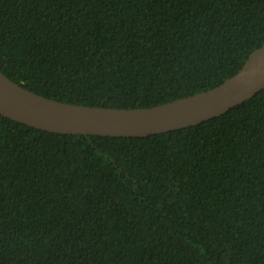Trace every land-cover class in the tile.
<instances>
[{"label":"trees","instance_id":"obj_1","mask_svg":"<svg viewBox=\"0 0 264 264\" xmlns=\"http://www.w3.org/2000/svg\"><path fill=\"white\" fill-rule=\"evenodd\" d=\"M264 44V0H0V68L67 102L149 107ZM0 264H264V89L147 136L0 113Z\"/></svg>","mask_w":264,"mask_h":264},{"label":"water","instance_id":"obj_2","mask_svg":"<svg viewBox=\"0 0 264 264\" xmlns=\"http://www.w3.org/2000/svg\"><path fill=\"white\" fill-rule=\"evenodd\" d=\"M264 89V44L220 84L149 107H111L62 101L37 93L0 68V113L43 130L147 136L203 122Z\"/></svg>","mask_w":264,"mask_h":264}]
</instances>
